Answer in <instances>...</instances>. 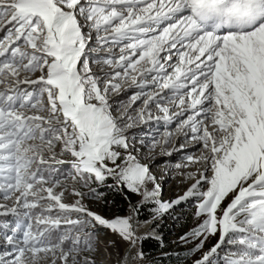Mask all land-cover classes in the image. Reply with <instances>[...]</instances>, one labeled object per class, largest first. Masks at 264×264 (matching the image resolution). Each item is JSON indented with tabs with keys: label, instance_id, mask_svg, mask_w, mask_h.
<instances>
[{
	"label": "snow or ice",
	"instance_id": "6c2138e0",
	"mask_svg": "<svg viewBox=\"0 0 264 264\" xmlns=\"http://www.w3.org/2000/svg\"><path fill=\"white\" fill-rule=\"evenodd\" d=\"M125 84L137 90L115 101ZM153 120L158 137L131 133ZM179 137L201 153L175 167H203L164 201L144 161ZM64 163L85 186L111 178L140 195L153 221L194 199L200 222L180 239L197 241L194 256L218 239L192 264L224 246L223 264H264V0H0V194L12 202L0 216L14 217L0 223V264H98L82 253L99 251L101 228L129 249L141 239L131 216L83 203L95 189L65 203Z\"/></svg>",
	"mask_w": 264,
	"mask_h": 264
},
{
	"label": "rangeland",
	"instance_id": "374dc122",
	"mask_svg": "<svg viewBox=\"0 0 264 264\" xmlns=\"http://www.w3.org/2000/svg\"><path fill=\"white\" fill-rule=\"evenodd\" d=\"M95 47V44L92 45ZM95 58V57H94ZM93 58V59H94ZM93 70H97V65H92ZM130 84V82H129ZM137 89L129 87L128 84H125L124 87L121 89L120 93L118 95H114L113 99L117 102H124L126 103L130 97L133 95V93ZM140 102H137V105H134L133 107L139 106ZM175 110V109H173ZM153 112L155 113L156 110L153 108ZM175 122H173L172 125H169V128H174ZM165 130V127L163 126V122H156L155 120L150 121L147 126L145 125H139L138 127H135L131 129V133L137 136H143L145 133L148 134V137L157 136L158 134H162ZM184 144V148H180L179 145ZM177 149L174 150L173 149ZM167 151H172L171 156H166L161 154V148H156L152 153V159L151 160H145L144 162H147L150 164L151 171L156 175L157 182L161 185V198L164 201H169L172 199H176L180 195H182L187 188L190 186L191 183H193V180H189L185 177V175H182V173H186L188 171L195 172L197 168H202V164L197 165H190L189 168H180L177 169L175 165L177 164H185L187 163L186 157L188 155L193 156H199L201 153V145L196 142L192 141L190 139L185 140L183 137L174 138L173 142L170 143L167 146ZM142 151L145 152L147 155V149H142ZM62 159L68 161L71 159L70 156H64ZM58 169H63L64 175L61 176L67 177V179L64 181L66 185V191L64 196V202L65 203H74L78 197H76L73 194V188L79 189L80 191L84 193H89L90 189L96 190V195L98 196L97 189L101 187L103 184H100L98 182H95L94 180L89 183L88 186H85L82 180H73L71 178V174L73 173V169L70 165V163H64L61 165H56ZM115 183V182H114ZM134 196L135 205L137 208L142 212H151V216L149 219L145 221H139L135 220V214L133 211V208L129 206L126 213L120 215V216H131L132 217V224L141 225V224H147L148 227L145 231L141 232L137 235V237H144V236H150L155 239H159V234L157 232V227H160L162 229H165L167 231V239L170 241H176L182 248H183V255L185 257V260L189 264H192V260L194 258H198L199 255H202L203 252L207 251L212 247L213 244L216 243V240L218 237H210L204 244V248L201 250L200 253H197L195 256L191 254L190 249L193 248L196 240H189L188 242L182 241L180 239L181 236H183L185 233L190 232L191 229L197 226V224L200 222L196 216V201L194 199H188L186 201L181 202L179 205H176L174 208L170 209L168 213L160 217L159 219L153 221L154 216V205L152 203H142V197L140 195L132 193ZM0 203H7L11 204V201H5L3 199L2 194H0ZM83 203H85L90 209L93 211L99 212L105 217H112L115 214L113 211H108L107 214H103L101 212V209L103 208V204L101 200L97 199L93 195H86L84 197ZM190 216V217H189ZM7 219L4 221H1L0 223H4L7 221H10L14 219L12 216H6ZM189 219V225L184 226L187 222V218ZM75 218V217H74ZM188 224V223H187ZM96 236L98 237V243L97 247L99 248L98 252L91 253V252H83L82 255H92L98 262V264H114L115 261L113 259V255L115 252L117 254L121 253L123 247L127 244L124 241L119 240L118 237L112 235L108 230L105 229H99L96 233ZM116 240L115 247L109 245V241ZM138 241L137 240V248L133 251L132 259L130 264H159L158 262L147 258L143 259L135 258L136 253L140 252L138 248ZM225 255V254H224ZM214 257L213 258V264H223V257Z\"/></svg>",
	"mask_w": 264,
	"mask_h": 264
},
{
	"label": "trees",
	"instance_id": "16d2710c",
	"mask_svg": "<svg viewBox=\"0 0 264 264\" xmlns=\"http://www.w3.org/2000/svg\"><path fill=\"white\" fill-rule=\"evenodd\" d=\"M94 58V57H92ZM61 176L64 175L63 169H59ZM114 181L109 178L106 182L97 189L99 200L102 202L103 208L101 212L107 214L108 211H113L115 215H122L127 212L129 206L133 208L135 220L145 221L152 215L150 211L142 212L135 205L134 196L130 192H120L109 185H113ZM190 217V216H189ZM187 218L186 224L189 225ZM7 219L6 216H0V222ZM188 223V224H187ZM159 239L150 236L141 237L138 241V248L143 252L145 259L150 258L159 264H189L183 255V248L176 242L167 239V228L157 227ZM226 254V246L220 250V256Z\"/></svg>",
	"mask_w": 264,
	"mask_h": 264
},
{
	"label": "bare ground",
	"instance_id": "6f19581e",
	"mask_svg": "<svg viewBox=\"0 0 264 264\" xmlns=\"http://www.w3.org/2000/svg\"><path fill=\"white\" fill-rule=\"evenodd\" d=\"M148 225L147 224H141V225H136V224H133V228L135 229L136 231V235L140 234L141 232L145 231L147 229ZM137 248V241H136V245L135 247L129 249V246L128 244H126L121 253L117 254V252L114 253L113 255V259L115 261L114 264H119V262L121 261V259L123 258L125 252L128 253V259H127V264H130L131 263V259H132V255H133V251Z\"/></svg>",
	"mask_w": 264,
	"mask_h": 264
}]
</instances>
